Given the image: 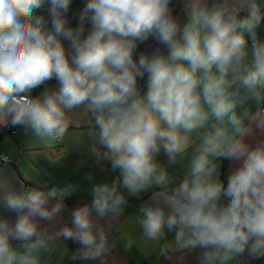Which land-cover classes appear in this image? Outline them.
<instances>
[{"label":"clouds","instance_id":"1","mask_svg":"<svg viewBox=\"0 0 264 264\" xmlns=\"http://www.w3.org/2000/svg\"><path fill=\"white\" fill-rule=\"evenodd\" d=\"M73 3L0 0V129L61 138L83 107L92 156L118 175L93 183L90 205L54 234L39 222L76 186L0 180V264H42L61 238L80 245L73 259H101L108 237L93 213L149 192L147 240L171 233L164 249H198L201 264L264 257V0Z\"/></svg>","mask_w":264,"mask_h":264},{"label":"crops","instance_id":"2","mask_svg":"<svg viewBox=\"0 0 264 264\" xmlns=\"http://www.w3.org/2000/svg\"><path fill=\"white\" fill-rule=\"evenodd\" d=\"M74 1L83 4V0ZM67 115L70 124L61 138L38 137L23 127L0 129V151L11 159L2 166L0 180L18 190L45 184L49 187L72 184L77 188L72 195L64 198V207L53 220L39 222L40 228L50 234L71 225L72 213L76 208L90 205L93 183L111 180L118 175L112 172L107 162L97 161L90 152L93 142V137L89 135L91 114L81 107ZM158 160L177 177L184 175L185 169L179 161L168 165L163 154ZM223 167L227 168V162ZM88 175L93 177V181L86 179ZM221 178L224 179L223 170ZM150 195L149 192L139 198L129 196L128 203L119 214L98 217L93 213L98 227H102L108 237L109 251L101 259H73L80 245L61 238L54 241L51 253L42 255V264H201L198 249L188 253L164 249L165 244L173 238L171 233L166 240L158 242L149 241L143 236L138 222L142 215L139 210L149 201ZM228 264H264V257L252 258L245 252Z\"/></svg>","mask_w":264,"mask_h":264},{"label":"built area","instance_id":"3","mask_svg":"<svg viewBox=\"0 0 264 264\" xmlns=\"http://www.w3.org/2000/svg\"><path fill=\"white\" fill-rule=\"evenodd\" d=\"M11 159L5 154V153H2L0 151V171L2 169V166L4 164H6L7 162H9ZM142 264H146V263H142Z\"/></svg>","mask_w":264,"mask_h":264},{"label":"trees","instance_id":"4","mask_svg":"<svg viewBox=\"0 0 264 264\" xmlns=\"http://www.w3.org/2000/svg\"><path fill=\"white\" fill-rule=\"evenodd\" d=\"M82 6H83V4L77 3V2L74 1L73 6H72V11L75 12L77 9L81 8ZM141 47H143V45ZM52 83H54V81ZM39 91H41V89H36V90H34L33 94L34 95L38 94Z\"/></svg>","mask_w":264,"mask_h":264}]
</instances>
